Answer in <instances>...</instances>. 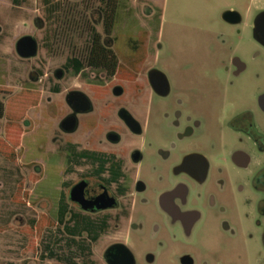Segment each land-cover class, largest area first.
<instances>
[{
  "label": "flooded vegetation",
  "instance_id": "flooded-vegetation-1",
  "mask_svg": "<svg viewBox=\"0 0 264 264\" xmlns=\"http://www.w3.org/2000/svg\"><path fill=\"white\" fill-rule=\"evenodd\" d=\"M57 2L89 8L59 21L64 100L50 124L59 136L58 202L47 209L59 229L76 234L78 246L115 229L122 239L108 246V264H138L134 240L146 247V264L168 248L176 264H264L261 52L248 63L233 32H222L208 54L169 50L164 60L149 41L154 0ZM221 20L251 28L264 50V0H246ZM240 245L250 257L236 255Z\"/></svg>",
  "mask_w": 264,
  "mask_h": 264
},
{
  "label": "rangeland",
  "instance_id": "rangeland-1",
  "mask_svg": "<svg viewBox=\"0 0 264 264\" xmlns=\"http://www.w3.org/2000/svg\"><path fill=\"white\" fill-rule=\"evenodd\" d=\"M57 1L0 0V84L5 83L15 94L31 87L42 95L38 107L29 110L22 124L25 133L16 160L9 161L0 155V264H108V246L122 239L115 229H99L97 242L86 238L84 246H78L81 241L77 235L59 229L57 216L47 211L58 202L59 141H54L59 136L50 124L60 119V104L64 100L63 94L58 93L60 83L55 77L66 57L58 36L59 21L63 16L89 15V8H76L73 3L60 7ZM154 1L158 23L155 33L150 30L149 41L162 49L164 60H168L169 50L176 54H208L220 44L217 38L222 32H233L231 39L237 53L253 65L252 54L261 52L257 63H264V50L254 41L251 28L229 29L221 20L230 8L243 11L246 0ZM238 29L242 31L240 40L235 34ZM25 36L34 37L39 43L35 58L24 59L17 53V42ZM170 75L175 79L174 71ZM4 129L2 121L0 136L5 140ZM48 164L53 166L52 171L43 174V166ZM41 180L44 183L38 185ZM132 243L138 264H146L141 258L146 247L138 240ZM174 252L175 249H166L157 264H176ZM233 254V247H227L225 255ZM236 255L250 257L249 246L245 249L240 245Z\"/></svg>",
  "mask_w": 264,
  "mask_h": 264
},
{
  "label": "trees",
  "instance_id": "trees-1",
  "mask_svg": "<svg viewBox=\"0 0 264 264\" xmlns=\"http://www.w3.org/2000/svg\"><path fill=\"white\" fill-rule=\"evenodd\" d=\"M6 84H0V123L5 122V140L0 136V155L15 161L25 130L22 126L30 109L38 107L42 95L34 88H23L15 94Z\"/></svg>",
  "mask_w": 264,
  "mask_h": 264
},
{
  "label": "water",
  "instance_id": "water-1",
  "mask_svg": "<svg viewBox=\"0 0 264 264\" xmlns=\"http://www.w3.org/2000/svg\"><path fill=\"white\" fill-rule=\"evenodd\" d=\"M16 50L18 55L24 59L35 58L38 55L39 44L34 37L25 36L17 42ZM129 264H133L132 258Z\"/></svg>",
  "mask_w": 264,
  "mask_h": 264
}]
</instances>
